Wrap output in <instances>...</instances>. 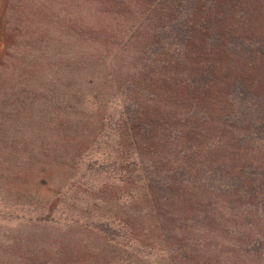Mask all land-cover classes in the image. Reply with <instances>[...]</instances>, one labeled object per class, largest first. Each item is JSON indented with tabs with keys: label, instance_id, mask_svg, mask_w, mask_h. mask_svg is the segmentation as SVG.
<instances>
[{
	"label": "trees",
	"instance_id": "trees-1",
	"mask_svg": "<svg viewBox=\"0 0 264 264\" xmlns=\"http://www.w3.org/2000/svg\"><path fill=\"white\" fill-rule=\"evenodd\" d=\"M80 2L96 18L67 26L109 58L162 250L172 264H249L235 247H264V0Z\"/></svg>",
	"mask_w": 264,
	"mask_h": 264
},
{
	"label": "rangeland",
	"instance_id": "rangeland-1",
	"mask_svg": "<svg viewBox=\"0 0 264 264\" xmlns=\"http://www.w3.org/2000/svg\"><path fill=\"white\" fill-rule=\"evenodd\" d=\"M91 10L80 0H0V264H172L131 173L109 58L67 26ZM81 74L92 84L80 85ZM256 239L235 251L264 264Z\"/></svg>",
	"mask_w": 264,
	"mask_h": 264
}]
</instances>
